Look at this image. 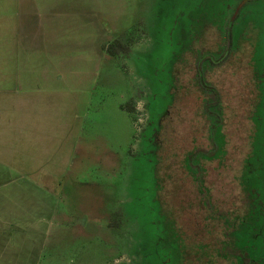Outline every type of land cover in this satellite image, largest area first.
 <instances>
[{"label": "rangeland", "instance_id": "1", "mask_svg": "<svg viewBox=\"0 0 264 264\" xmlns=\"http://www.w3.org/2000/svg\"><path fill=\"white\" fill-rule=\"evenodd\" d=\"M41 1L27 19L0 0V200L19 213L0 219V264H149L156 243L178 247L176 264H240L211 261L219 241L264 264V0ZM228 36L205 75L223 142L196 185L186 156L211 150L198 55L176 66L146 157L150 75H171L178 43L218 57ZM21 120L39 121V140L21 141Z\"/></svg>", "mask_w": 264, "mask_h": 264}, {"label": "trees", "instance_id": "2", "mask_svg": "<svg viewBox=\"0 0 264 264\" xmlns=\"http://www.w3.org/2000/svg\"><path fill=\"white\" fill-rule=\"evenodd\" d=\"M193 41L187 46L184 44V42L178 43L180 45V50L173 53L171 58L173 60L171 62L172 73L170 76H168V78H162L156 71L150 75V79L154 82L155 91L154 96L147 105V110L150 117L147 122V127L142 133L143 149L141 154L146 157H150L152 156V153L157 152L158 135L160 131L159 122L161 118L167 115L168 108L172 103L173 98L172 94L169 92V89L173 85L175 86V84L178 82L176 66L185 62V52L191 54L192 57L198 55L194 65L195 78L202 92V115L208 124V139L211 145V150L209 151L206 149L196 148L193 152H190L188 156H186L187 170L193 175V180L196 185H198L200 173L199 159L201 157L208 158L211 153L213 154L221 147L223 142L222 127L224 107L222 99L216 88L206 80L205 75L208 69H211L215 65L223 64V60L229 55V46L232 42V39L229 36L227 37V44L225 45L223 52L218 57L210 54H203L204 52H198V50L193 47ZM116 43L118 44L119 48L123 47L121 41L117 40ZM201 153L203 155H200ZM249 158L246 160V166L250 165ZM149 162L150 160L146 162V165L143 163L140 164L139 167L145 168L146 171L147 169L150 171L152 165H148ZM252 166L253 165H250V168ZM251 187L252 186H250V188ZM256 193V189L251 188L249 189V193L247 195L250 199L249 201L252 205L253 211L256 206L260 205L259 202L254 203L255 198L253 195ZM151 243H153V240H150V244ZM152 248L153 249L151 250V253H145V259L149 264H176L181 262V259L183 258V255L178 247H175V249L173 248L171 251H169L166 245L156 243ZM206 250L210 251L209 258L211 261H214L212 258L214 252L215 258L217 257L224 260L234 259L240 264H262L259 260H256L254 257L250 256L246 249L239 247L233 248L231 244H228L226 241H219L217 243V247H213V249L206 248Z\"/></svg>", "mask_w": 264, "mask_h": 264}, {"label": "crops", "instance_id": "3", "mask_svg": "<svg viewBox=\"0 0 264 264\" xmlns=\"http://www.w3.org/2000/svg\"><path fill=\"white\" fill-rule=\"evenodd\" d=\"M11 4H12L11 6L16 10V12L24 13L27 19L30 15L34 17L41 8H46V6L42 3L41 0H40V6H39V0H12ZM25 37L35 39L34 37H30V36H25ZM30 44L36 45L35 42L33 43L30 42ZM19 133L21 135V141L23 142L33 141L34 135H36L37 138L35 141H37L39 140L38 138L42 135L41 124L39 123V121L21 120L19 123ZM22 162L23 161H21V164ZM18 214L19 213L16 210V201L6 198L0 200L1 220H5L6 219L5 217L8 218L10 216L18 215Z\"/></svg>", "mask_w": 264, "mask_h": 264}]
</instances>
